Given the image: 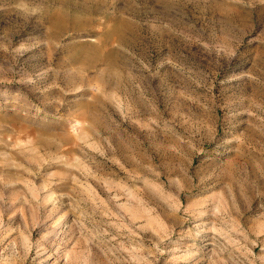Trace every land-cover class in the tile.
Instances as JSON below:
<instances>
[{
    "label": "rangeland",
    "instance_id": "obj_1",
    "mask_svg": "<svg viewBox=\"0 0 264 264\" xmlns=\"http://www.w3.org/2000/svg\"><path fill=\"white\" fill-rule=\"evenodd\" d=\"M0 264H264V0H0Z\"/></svg>",
    "mask_w": 264,
    "mask_h": 264
}]
</instances>
